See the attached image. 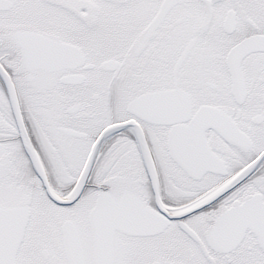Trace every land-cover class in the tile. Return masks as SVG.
Returning <instances> with one entry per match:
<instances>
[{
  "label": "snow or ice",
  "instance_id": "1",
  "mask_svg": "<svg viewBox=\"0 0 264 264\" xmlns=\"http://www.w3.org/2000/svg\"><path fill=\"white\" fill-rule=\"evenodd\" d=\"M0 264H264V0H0Z\"/></svg>",
  "mask_w": 264,
  "mask_h": 264
}]
</instances>
